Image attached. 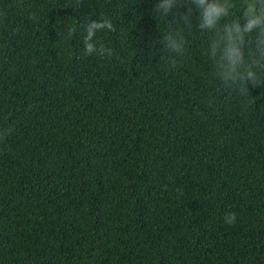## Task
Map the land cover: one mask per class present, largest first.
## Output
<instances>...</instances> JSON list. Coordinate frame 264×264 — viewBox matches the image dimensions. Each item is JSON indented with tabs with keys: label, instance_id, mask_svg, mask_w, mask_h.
I'll list each match as a JSON object with an SVG mask.
<instances>
[{
	"label": "trees",
	"instance_id": "16d2710c",
	"mask_svg": "<svg viewBox=\"0 0 264 264\" xmlns=\"http://www.w3.org/2000/svg\"><path fill=\"white\" fill-rule=\"evenodd\" d=\"M0 264H264V0H0Z\"/></svg>",
	"mask_w": 264,
	"mask_h": 264
}]
</instances>
